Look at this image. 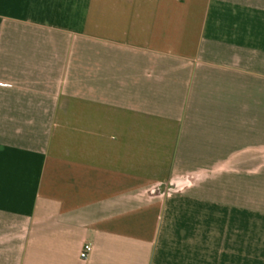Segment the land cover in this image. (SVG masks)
Masks as SVG:
<instances>
[{"label":"crops","instance_id":"crops-1","mask_svg":"<svg viewBox=\"0 0 264 264\" xmlns=\"http://www.w3.org/2000/svg\"><path fill=\"white\" fill-rule=\"evenodd\" d=\"M0 264H264V0H0Z\"/></svg>","mask_w":264,"mask_h":264},{"label":"built area","instance_id":"built-area-1","mask_svg":"<svg viewBox=\"0 0 264 264\" xmlns=\"http://www.w3.org/2000/svg\"><path fill=\"white\" fill-rule=\"evenodd\" d=\"M91 250H92V245L90 243H86L81 252L82 258L84 259L88 258Z\"/></svg>","mask_w":264,"mask_h":264}]
</instances>
